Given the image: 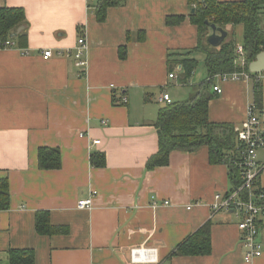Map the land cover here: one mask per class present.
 Returning <instances> with one entry per match:
<instances>
[{
	"label": "crops",
	"instance_id": "0c3cea01",
	"mask_svg": "<svg viewBox=\"0 0 264 264\" xmlns=\"http://www.w3.org/2000/svg\"><path fill=\"white\" fill-rule=\"evenodd\" d=\"M97 2L89 7L86 0H0V8H22L29 25L26 43L0 49V180L8 181L10 191V208L0 211V264H9L11 249L32 250L34 264H134L135 249L149 250L156 264H264V219L258 235L263 253L246 263L240 218L212 210L216 196L233 185L229 165L211 164L208 147L174 151L168 166L146 169L159 151L154 123L165 104L158 98L188 101L208 78L206 60L194 84L183 82L181 67L171 72L168 66L169 52L198 44L189 0H119L103 22L97 20ZM172 16L186 20L168 26ZM223 30L225 41L242 45V26ZM80 39L87 45L86 67L72 56ZM46 51L52 57L45 59ZM256 82L261 106L254 102ZM213 84L223 92L209 104L212 123L237 130L250 106L264 112V74ZM188 86L190 92L184 91ZM42 148L60 151L59 170L39 168ZM94 153L105 155V168L91 165ZM258 161L264 165V150ZM258 181L264 190V172ZM90 197L93 207L79 209L78 202ZM38 212H48L51 224L69 233L38 234ZM208 222L210 255H172Z\"/></svg>",
	"mask_w": 264,
	"mask_h": 264
},
{
	"label": "trees",
	"instance_id": "16d2710c",
	"mask_svg": "<svg viewBox=\"0 0 264 264\" xmlns=\"http://www.w3.org/2000/svg\"><path fill=\"white\" fill-rule=\"evenodd\" d=\"M118 4L119 0L97 2L95 8L97 20L103 22L108 9ZM189 4L192 12L188 18L198 30V44L196 48L189 51L169 52V70L172 72L174 68L181 67L179 73L183 82L187 84L199 65L193 55L200 53L205 56L208 78L194 88L190 100L172 102L160 108L158 118L154 123L159 137V151L149 159L146 169L151 171L168 166L170 155L174 151L194 153L202 147H208L211 164L227 163L229 165L230 180L233 185L232 192L242 183L239 170L241 144L237 140L234 125L210 121L209 104L218 95L212 90L213 77L240 71L234 63L235 50L239 44L235 40H229L215 48L208 44L207 39L210 25H216L222 29H226L228 26H242L244 30L242 46L250 65L264 52V0H243L240 2L189 0ZM88 5L92 6L91 3ZM185 20L186 18L182 16H172L166 19V23L168 26H176ZM28 26L25 11L22 8H0V44L7 40L26 43ZM20 28L22 30L15 38H12V35L17 33ZM126 55L125 48L120 50L121 59H125ZM246 72L251 75L249 66L246 68ZM254 96L255 104L261 106L262 94L257 82L254 87ZM114 104L119 105L116 102ZM121 104L126 103L121 102ZM38 162L39 168L43 171L59 170L62 166L61 153L58 149L42 148L38 153ZM90 163L94 168H105V155L92 154ZM258 182L255 193H264ZM9 208V184L7 180H0V211H7ZM36 231L43 236L67 235L69 228L53 226L48 212H38ZM211 252V222H208L181 243L172 255L208 256ZM8 260L9 264H34L35 254L32 250L11 249L8 252Z\"/></svg>",
	"mask_w": 264,
	"mask_h": 264
},
{
	"label": "built area",
	"instance_id": "2783aa9c",
	"mask_svg": "<svg viewBox=\"0 0 264 264\" xmlns=\"http://www.w3.org/2000/svg\"><path fill=\"white\" fill-rule=\"evenodd\" d=\"M88 3H95L97 0H86ZM79 45L72 55L77 65L86 67L87 62L84 60V52L86 49V41L79 40ZM13 46L12 41L7 40L0 44V49H7ZM264 51V48H263ZM52 51H46L44 58L52 57ZM70 55V54H69ZM235 66L240 69L232 74H224L214 76L212 81L219 79V81L231 80H249L251 75L246 72L249 66L247 55L242 45H238L235 50ZM174 78V75H170ZM213 91L218 95L222 94V88L213 84ZM158 101L164 104H170L171 99L168 94H162ZM122 103H126V99L122 98ZM237 140L241 144L239 150V170L242 183L238 188L234 189L227 195H218L212 205L214 213L221 211L234 212L239 218V229L242 233V244L246 248L245 262L251 263L254 259L260 257L263 253L262 244L258 242L259 223L264 219V193H255L258 177L264 172V165H260L258 161V153L264 150V112L258 109L255 105L250 106L248 110V118L242 126L236 130ZM100 141H94L93 145H99ZM257 189V188H256ZM155 202V201H154ZM154 204V203H153ZM152 204V205H153ZM168 205V202L164 203ZM154 206H157L154 204ZM93 207V198L80 200L78 202L79 209H91ZM144 250V249H143ZM143 252L141 249L132 251L133 257L139 256ZM135 261V260H134Z\"/></svg>",
	"mask_w": 264,
	"mask_h": 264
},
{
	"label": "water",
	"instance_id": "95a60500",
	"mask_svg": "<svg viewBox=\"0 0 264 264\" xmlns=\"http://www.w3.org/2000/svg\"><path fill=\"white\" fill-rule=\"evenodd\" d=\"M210 29L212 30V34L208 36L207 42L212 47L218 48L226 40L227 32L222 28H218L216 25H210ZM21 30L22 28H20L17 33L12 35V37L15 38ZM249 69L252 73L259 75L264 74V52L261 53L254 62L250 63Z\"/></svg>",
	"mask_w": 264,
	"mask_h": 264
},
{
	"label": "rangeland",
	"instance_id": "374dc122",
	"mask_svg": "<svg viewBox=\"0 0 264 264\" xmlns=\"http://www.w3.org/2000/svg\"><path fill=\"white\" fill-rule=\"evenodd\" d=\"M236 38H237V40L239 39H241V37H240V34H238L237 36H236ZM202 58H201V60H198L199 61V65H198V68H197V70L195 71V73H194V75L191 77V84H194L193 82L194 81H196V78H197V76L198 75H200L201 74V72L205 69V56H201ZM198 80V79H197ZM190 86H188V87H185L184 88V91H187V92H190ZM173 95V98H175V94L173 93L172 94ZM141 251H143V252H140V253H137V254H140V255H145V256H147V260H142V261H134V257H133V253H132V258H131V262L132 263H134V264H136V263H155L156 264V258H155V256L154 255H151V253H149L146 249H141ZM150 257H153V258H151L150 259Z\"/></svg>",
	"mask_w": 264,
	"mask_h": 264
}]
</instances>
